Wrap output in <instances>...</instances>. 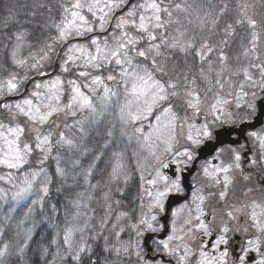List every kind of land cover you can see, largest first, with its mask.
Masks as SVG:
<instances>
[{
    "label": "snow or ice",
    "instance_id": "6c2138e0",
    "mask_svg": "<svg viewBox=\"0 0 264 264\" xmlns=\"http://www.w3.org/2000/svg\"><path fill=\"white\" fill-rule=\"evenodd\" d=\"M129 4V0H68L61 3L60 19L52 20L46 27L55 29V34L42 45L29 53L27 57L21 56L20 52L25 46V33L15 34L16 44L11 52V63L15 68H26L43 77L49 75L45 70V64L51 63L53 57H59L60 49L63 56L59 62V71L67 74L72 70L79 69L76 76L83 80L81 84L76 79H68L67 103H63L65 96V82L62 76L56 75L44 82L34 84V89L29 96L15 103H2L0 110L8 113L10 120L15 122L19 117H23L27 123L26 129L20 123L5 124L0 122V166L9 171L0 175V180L10 184L15 189L11 198L14 202L19 201L32 193L33 187L45 170L38 168L22 172L20 177L14 178L13 171L20 172L25 165L30 163V158L34 152L40 153L38 163L43 165L53 150L52 131L42 132L45 125L51 121L59 128V124L53 117H59L61 113L65 116L76 117L78 112L87 110L91 114L97 113V107L91 96L87 95L83 89H87L92 96L99 101L101 108L112 102L113 98H119L123 89V102L118 100L119 120L124 126L121 128L122 134H127L126 129L131 128L139 150L133 153L136 159V168L140 173V200L139 216L132 220L128 212H120L116 215V223L112 224V230L119 241L121 233L125 227L120 226V222L127 219V228L134 233L137 239L128 242H120L118 246H110L108 237L104 239V252L113 253L117 257L123 255L127 257L135 256L137 264H162L160 260L150 261L146 259L141 239L146 233H157L161 229L157 227L158 216L165 212V201L171 195H183L182 173L192 166L197 159L198 150L216 141L223 143L220 139L218 129L224 124H235L250 122V115L256 111L255 99L257 93H250L252 100H245L249 95L244 91L245 87L259 88L264 92V60L257 55V45L260 41V32L257 31L258 21L248 14L249 4L239 5L238 16L234 23H226L223 32L226 36L235 34L236 26L247 25L251 30L250 48H245L243 55L259 60V63H251L244 68L231 70L228 66V56L220 47L217 60L219 70L215 71V84L211 78L214 71L213 61L209 59L211 53L216 50V46L210 43L208 36L200 38L197 44L195 35L189 36L187 28L175 29L176 34L172 35L168 28L171 25H179L180 21L173 18L176 11L186 12L189 5L182 6L180 3L172 4V0H141L139 3L131 4L127 10L119 16L115 13ZM228 5L220 9L219 15H223ZM219 15L211 16L205 13L203 17L197 16V21L201 31L206 25H210L211 32L219 22ZM11 19V17H9ZM115 21L112 23V21ZM191 23V21H189ZM109 25L114 29L109 39L105 36L103 40L95 35L91 36L88 44L71 43L73 39L87 37L90 34L108 31ZM158 41V42H157ZM226 39L221 40V45L227 44ZM162 48L170 51H179L182 54L194 53L201 64L207 62V72L201 67L200 78L209 85L205 88L204 98L195 87L196 79H189L188 71L184 70L183 84L180 76L173 79L169 75L167 62L172 59L162 51ZM163 57V59H159ZM146 61H150L151 66ZM250 68H255L259 79H256ZM107 69L108 74L102 75ZM172 72H177L173 67ZM231 75H243V80L239 82V91L235 94L236 108L246 107L247 111L243 115L233 114L226 111L225 106L230 104L227 98L217 93L208 102L209 93H213V88L223 89L228 81L223 80L225 73ZM159 74V75H157ZM163 77H169L164 80ZM28 79L18 77L15 71H9L7 76L0 78V99L5 96L19 94L21 85ZM111 84L116 85L114 89ZM232 95L231 92L228 93ZM179 100L186 110H190L191 115L186 114L181 117L175 111L173 101ZM244 101V103H242ZM159 109L155 115V123L149 125V131L145 132L142 121L148 119ZM203 114L205 121L196 123L197 118ZM211 117L209 120L208 118ZM66 127H79L83 132V120H77L75 125H65ZM26 132L31 133L33 143L25 139ZM56 144L73 148L74 141L59 133ZM107 135L112 136L109 130ZM248 136L258 146V153L253 155L249 162V168H259L264 172V130L249 131ZM132 136L129 137V140ZM107 146V145H105ZM244 145L233 146L231 144L215 148V154L211 160H206L200 167V173L206 184L195 186L191 194V204H184L177 210L172 211V228L164 239L154 241V253H162L172 258L175 264H247L250 253L255 252L258 259L254 264H264V200H249V193L255 191L248 187L244 191L245 203L241 207L232 206L225 213L227 219H221L219 225L215 224L217 219L215 210L211 219H207L206 204L209 197L219 196L220 201H224L228 196L230 186L233 185L234 170H241L244 181H249L251 174H244L242 171V152ZM143 153H146L144 155ZM229 157L225 161L224 157ZM114 161L109 173L110 182H119L127 185L131 179L123 162V154L113 153ZM57 160L56 174L65 176V172L59 167V157ZM100 159L99 156L96 157ZM219 161V163H215ZM171 165H176L175 176L165 173ZM147 174V175H145ZM91 175V172L88 173ZM51 177L44 175L40 182L37 199L32 201L35 205L39 203L43 206L44 198L49 193ZM95 187V185H93ZM217 187L218 193L208 191L205 195V188ZM118 192L123 190L119 187ZM264 192V185H261ZM80 195H83L82 193ZM109 193H105L108 199ZM91 199V197H89ZM0 200H7V193L0 189ZM119 204V201H116ZM76 207H79L77 202ZM34 209L28 207L24 213V219L20 221L18 227L23 225ZM243 215L244 225L230 226L229 221H238ZM177 218L181 221L177 223ZM250 221V224L248 223ZM108 223V213L101 221V229ZM87 227V225H85ZM249 227L255 229L256 235L250 238ZM2 232V229H0ZM83 233L82 228L68 227L64 231L63 245L66 251L61 255L57 250L56 255L61 260L68 257L74 264H99L93 259V247L89 239L96 240L97 234L86 237L83 234L79 239H74L75 233ZM215 237L209 243L200 237ZM242 232L244 238L240 243L238 255H233L230 250L229 233ZM31 240V229L28 230L23 243L16 249V254L23 259L25 249ZM56 244V240H52ZM196 244L194 251L192 244ZM9 244L5 243L0 248V264H5L4 257L9 253ZM48 249H43V255H47Z\"/></svg>",
    "mask_w": 264,
    "mask_h": 264
},
{
    "label": "trees",
    "instance_id": "16d2710c",
    "mask_svg": "<svg viewBox=\"0 0 264 264\" xmlns=\"http://www.w3.org/2000/svg\"><path fill=\"white\" fill-rule=\"evenodd\" d=\"M68 0H0V78L7 76L9 71H15L18 77H24L26 74L28 79L25 83L34 76H38L36 73L26 68H15L11 63V52L16 44L15 34L17 32L25 33V46L21 50L20 55L27 57L30 52L36 51L43 43L48 40L50 36L55 34V29L46 27L52 22V20L58 21L60 19V8L61 3H67ZM141 0H133L127 5V8L133 3H139ZM167 2V0H166ZM180 3L182 6L189 5L190 7L186 12L176 11L173 14L174 19L180 21L179 25H171L168 31L175 35V29L180 28L183 30L187 28L188 35H195L197 37V44L200 42V38L208 36L210 43L216 46V50L210 54L209 59L213 63L214 71L211 73L213 85L215 84V71L219 70V62L217 60L220 47H223L224 53L228 56V66L231 70L235 71L239 68L249 66L251 63H259V60L253 57H245L243 52L245 48H250L249 40L251 39V30L247 28V25L236 26L235 34L232 36H226L223 32V28L226 23H234L238 16L239 5L246 3V0H172V4ZM227 4V10L223 15H219L220 9ZM248 14L253 16L262 27H258L257 31L260 32V41L257 45V55L260 56L261 60H264V0L254 1L249 3ZM127 10V9H126ZM124 8L115 13L116 16L122 15L125 11ZM205 13L211 16L219 15V22L217 26L209 31L210 25H206L204 30L201 31L197 16L203 17ZM11 17V19H9ZM191 21V23L189 22ZM115 21L113 20L112 23ZM114 29L111 25L108 27V31L105 33L96 32L90 34L87 37L73 39L71 43L88 44L91 36L95 35L101 40L105 36L111 38L110 34ZM226 39L227 44L221 45V40ZM158 42V41H157ZM60 52L58 57L57 71L50 77L56 75L62 76L65 82V96L63 103H67L68 96V79H76L81 84L83 80L76 76V72L79 69H73L72 72L64 74L59 71V62L63 56V52ZM162 51L172 57L167 62L169 75L175 79L176 75L180 76V82L183 84L184 70L188 71L189 79H196L195 87L201 94V98H204V89L209 85L207 82L200 78L199 72L201 67L207 72V62L201 64V62L195 58L194 53L182 54L179 51H170L169 49L162 48ZM56 57H53L51 63L45 64V70L49 73L52 70L53 63ZM159 59H163L160 57ZM149 67L151 66L150 61H146ZM173 67L176 68L177 72H172ZM256 79H259L258 72L255 68L249 69ZM107 75L108 70L105 69L101 73ZM159 75V74H157ZM48 78V79H50ZM169 77H163L167 80ZM223 80L228 81L224 84L223 89L213 88V93H209L207 100L210 102L213 98V94L217 93L227 98L229 101H235V94L239 91V82L243 80V75H231L227 72L222 77ZM46 79H39L32 81L28 88V96L31 91L30 88H34V84L42 82ZM23 83L20 88V92L24 86ZM112 85V84H111ZM87 95L94 98L89 94L87 89H83ZM259 88L245 87L244 91L248 92L249 95L245 97V100H252L250 93L257 91ZM232 95L229 96L228 93ZM16 95V94H15ZM13 96V95H12ZM9 97L5 96L4 98ZM258 97V93H257ZM256 97V99H257ZM3 98V99H4ZM255 99V100H256ZM2 100V99H0ZM14 100H6L4 103H13ZM255 102V101H254ZM175 105V111L183 117L186 114L191 115L190 110L182 105L179 100L173 101ZM244 103V101H242ZM234 109V111H233ZM230 111L235 114L240 113L241 115L247 111L246 107L237 109L236 106ZM86 112H78L76 117L65 116L61 113L59 117H53L52 119L59 124V128L55 126L51 121L48 125H45L42 132L47 133L52 131L53 150L49 156V159L43 164L38 163L40 153L34 152V155L30 158V163L25 165L24 169L20 172L13 171L14 178L20 177L22 172L29 170H36L43 168L45 171L41 173L43 176L46 174L51 177V183L49 184V193L44 198L43 206L37 203L34 206V211L31 214V223L33 224V232L31 233V240L28 242V248L25 249L23 259L19 255L9 251L8 255L4 257L5 264H74L70 257L61 260L60 256L56 255L57 250L60 251L61 255L64 254L65 248L62 241L64 231L68 227L78 228L81 223L89 219L93 229L89 233L91 237L93 233H96L101 229V221L104 219L107 210L113 208V214L108 213V223L105 224L106 229L103 228L101 233L97 234L96 240L89 239V243L93 247V259H96L99 264H137L136 257H122L121 261L113 253L104 252V237H108L110 246H117L118 240L115 236V232L111 229L112 224L116 223V215L120 212H128L132 217V220L139 216L140 213V200L138 199L140 191V173L137 172L135 166L131 163L132 159L129 157L125 166L127 171L131 175V179L125 185L123 180L119 182H110L109 173L111 172L112 163L114 161L113 153L120 152L124 146L119 145L120 142L114 139L109 140L105 126L100 124L98 121L93 120L90 116L88 117ZM204 116L201 114L199 117ZM77 120H83V132L79 130V127H66L65 125H75ZM0 122L5 124L20 123L26 129L28 123L23 117H19L17 121L13 122L10 120L8 113L0 110ZM239 122V121H238ZM103 123V122H102ZM63 132L66 137L71 138L74 141V147L68 148L67 146L57 145L55 142L59 139V133ZM25 139L32 141V135L26 132ZM107 145V146H105ZM119 145V146H118ZM128 149H126L127 151ZM130 154V152L128 153ZM59 157V167L65 172L64 177H60L56 174L57 160L53 157ZM100 159L97 160L96 157ZM9 170L0 167V173L8 172ZM91 172V175L88 173ZM4 185V190L7 193L8 189L3 181H0V186ZM95 185V187H93ZM117 187L123 191L118 192ZM83 195H80V194ZM105 193H109L108 199H105ZM91 197V199H89ZM116 201L120 203L117 204ZM79 203V207H76V203ZM110 205V207H109ZM11 212L10 214H8ZM23 210L17 208L13 211L11 208L4 206V220L0 216V248L5 243H12L16 240V227L22 219ZM8 218L5 221V218ZM127 219L120 223V226L125 227V231L120 236L119 240H132L134 233L127 228ZM112 230V232H111ZM56 240V244L52 243V240ZM137 239V238H136ZM48 249L47 255H43V249Z\"/></svg>",
    "mask_w": 264,
    "mask_h": 264
},
{
    "label": "flooded vegetation",
    "instance_id": "af4514ba",
    "mask_svg": "<svg viewBox=\"0 0 264 264\" xmlns=\"http://www.w3.org/2000/svg\"><path fill=\"white\" fill-rule=\"evenodd\" d=\"M258 93L260 94L255 102L264 97V92H261L258 90ZM264 99V98H263ZM256 113V111H255ZM255 115V114H254ZM254 115H250V121ZM239 124H231L227 126H234L237 127ZM264 128V118L262 121V125L259 128H256L252 131H262ZM247 131L245 134L241 136H237L236 134H232V139H236L238 137V140L234 142V144H231L233 146H239L244 145V149L242 152V171L244 174H251V178L249 181H244L243 176L241 175V170H234L231 175L233 176V185L230 186L228 196L224 201L219 200V196L216 195L215 197H209V200L206 204V213H207V219H211V215L213 213V210H215L216 213V221L215 224L219 225L221 223V219H227L225 216V213L230 210L232 206L235 207H241L245 203V197L243 195L244 191L247 190L248 187H252L255 189L252 193H249L248 199H255L257 201L264 200V192L261 190V185H264V172H261L259 168H249V162L253 155L256 153V147L251 143L252 139L249 138ZM223 147V146H222ZM215 154V152L211 156H207V154H201L202 158L199 160H195L192 164V166L185 169L182 173V187L184 188V194L183 195H173L175 197H171L170 199H167L165 201V212L161 213L158 216V224L157 227H159L161 230L157 233H149L151 234V238L148 242V245L141 247L143 248L144 254L146 259L153 261V260H160L162 264H175V261L168 257L163 255L162 253L157 254L154 253V241L158 239H164L167 237V235L170 233L172 228V211L177 210L181 207V205L184 204H191V194L194 190L195 186H202L203 184H206L207 182L203 180L202 174L200 173V167L201 164H203L206 160H211L212 156ZM198 158V155H197ZM225 161L229 160V157L225 155L224 157ZM215 163H219V161H215ZM167 175H173L176 174V165H171L168 169L164 170ZM183 179H185L183 182ZM208 191L216 192L218 193L219 189L217 187H213L211 189L205 188V195H207ZM186 195V196H185ZM172 196V195H171ZM185 197V199L182 200V198ZM169 198V197H168ZM178 219V218H177ZM245 217L243 215L239 216L238 221H229L230 226L235 227L236 225H244L245 224ZM250 224V221L248 222ZM164 233V234H162ZM148 234V233H146ZM162 235V236H161ZM250 238H254L256 235L255 229L249 227V233ZM230 236V246L229 250L233 255L239 254L240 249V243L244 238V234L242 232L236 233L232 232L229 233ZM135 237V236H134ZM215 237V232L213 233V237H200L201 239H204L206 243L210 244V241L213 240ZM141 244H143V238L141 239ZM150 247V254L149 256L146 255V248ZM192 247L195 251L196 244L193 243ZM258 259V256L255 252L250 253L247 264H254L255 260Z\"/></svg>",
    "mask_w": 264,
    "mask_h": 264
},
{
    "label": "rangeland",
    "instance_id": "374dc122",
    "mask_svg": "<svg viewBox=\"0 0 264 264\" xmlns=\"http://www.w3.org/2000/svg\"><path fill=\"white\" fill-rule=\"evenodd\" d=\"M254 1H258V0H246V3L249 4V3H252ZM47 80H49V79H46L44 81H47ZM44 81H42V82H44ZM106 83H110V85H111V82H107L106 81ZM111 86L114 89L116 88V85H114V84H112ZM33 89L34 88H30L29 91H33ZM118 91H120V93H121L120 97L119 98H113L112 102H110L109 104H107L103 108H101L100 103L96 99V97L92 98L94 104L97 107V113L95 115L91 114L87 110H85L84 112L88 113V115H89L88 117L91 116L93 118V120H96L100 124L105 126V129H106L107 133H108L109 130L112 131V136L111 137L108 136L109 140L114 139L115 141L120 142L119 145L124 146L123 150L120 151V153L123 154V162H124V164H125V162H127L129 157H131V159H132L131 163L136 168V159H135L133 153L135 151L139 150V146L136 143L135 137L133 136L130 127L125 130L127 134H122L121 133V128L124 127V126L121 124V122L119 120L118 100H119V102H123V89L119 88ZM89 94H91V93H89ZM23 98H25V97H23ZM23 98L15 100L13 103L18 102V101L22 100ZM235 104H236V100L235 101H231L230 104L225 106V110L226 111H230V109L235 107ZM233 111H234V109H233ZM233 111H231V112L235 115V113ZM158 113H159V109H156V110H154L153 114L148 117V119L142 121V124H143L145 132L150 130L149 129V125L150 124H154L155 123V115H157ZM208 119L210 120L211 117H209ZM204 121H205V116H202V117H198L197 118L196 123H203ZM263 130H264V128H263ZM130 136H132L131 140H129ZM255 147H256V153L255 154H257L258 153V146L255 144ZM126 149H128V150L126 151ZM129 152H130V154H128ZM143 154L146 155V153H143ZM0 167H2V166H0ZM5 173H7V172H3V173L1 172L0 175H4ZM145 175H147V174H145ZM43 178H44V176L41 174V176L38 177L37 182H36V184L33 187L32 193H30L29 195H27L23 199H21L19 201H16V202H14L12 200V198H11V194H12V192L15 189H13L10 184H8L5 181H3V183H5L6 186H7L8 192H7V200L6 201L5 200H0V216H1V218L4 220V206H5L7 208L13 209V211L15 209H17V208H22V210H23L22 219H24V213L27 211V208L28 207L34 208V206L36 205V204L33 205L32 201L37 199V197L40 195L38 189H39V186H40V182L43 180ZM0 181H2V180H0ZM0 189H4V185L0 186ZM109 207H110V205H109ZM107 211H108V213L110 215L113 214V208L112 207H111V210H107ZM10 213L11 212H9L8 214H10ZM30 216L27 218V220L25 221V223L23 225H21L20 227H18V226L16 227V230H15L16 233H17L16 240L9 244V246H10L9 247V251L12 250V252L16 253L17 247L23 243V240H24L25 235L27 234L28 230L31 229V233L33 232V224L31 223V217ZM7 220H8V218L6 217L5 221H7ZM125 220H123V221H125ZM180 222L181 221L178 218L177 219V223L179 224ZM19 224H20V222H19ZM85 225H87V227H85ZM78 228H82L83 229V233L76 232L75 236H74V239H76V240L79 239L81 234H83L86 237H89L90 236L89 233L93 229V227L91 226V223L89 222V219H87L83 223H81ZM103 228L106 229V226L104 225ZM111 229H112V227H111ZM101 230H103V229H100L97 232V234L101 233ZM111 232H112V230H111ZM93 234H96V233H93ZM121 235H122V233H121ZM135 239H136V237H134L132 240H135ZM62 241H63V236H62ZM128 241H130V240H128V239L127 240H123V241L119 240L118 244L120 242H128ZM118 244H117V246H118ZM122 257H125V256H123V255L119 256V260L120 261H121Z\"/></svg>",
    "mask_w": 264,
    "mask_h": 264
},
{
    "label": "water",
    "instance_id": "95a60500",
    "mask_svg": "<svg viewBox=\"0 0 264 264\" xmlns=\"http://www.w3.org/2000/svg\"><path fill=\"white\" fill-rule=\"evenodd\" d=\"M133 0H130L129 2H131ZM57 69V59L55 60L54 64H53V68L52 71L50 73H48L49 75H45L43 77L41 76H35L30 78L24 88H23V92L18 95V96H13L10 97L9 99H15V98H21L22 96L25 95L26 91H27V87L29 86L30 82L33 80H38V79H44L47 78L49 76H51ZM8 98H4L3 100L0 101V104H2L3 102H5ZM256 107H257V111L256 114L252 117V121L250 122H245V123H241L237 128L234 127H222L220 129H218V132L221 134L220 135V139L223 143H218L216 141L210 142L209 145H206L204 148L198 150V158L196 160H199L200 158H202L201 154H207V156H211L213 154V152L215 151V148H217L218 146H222L224 144H234V142L236 140H238V137L243 135L246 131L248 130H252L255 127L259 126L262 123V119L264 117V102L263 99H260L257 101L256 103ZM235 133L236 135H238V137L236 138V140H232L231 138V134ZM185 179H183V182ZM186 196V195H185ZM171 197H175V196H169L168 199H170ZM185 199V197L182 198V200ZM164 234V233H162ZM162 236V235H161ZM151 238V234H146L143 237V245L145 246L146 244L148 245V242ZM146 255L149 256L150 254V247L146 248Z\"/></svg>",
    "mask_w": 264,
    "mask_h": 264
}]
</instances>
